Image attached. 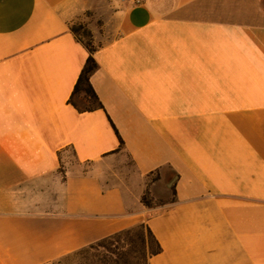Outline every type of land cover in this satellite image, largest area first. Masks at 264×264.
<instances>
[{
    "label": "crops",
    "instance_id": "obj_1",
    "mask_svg": "<svg viewBox=\"0 0 264 264\" xmlns=\"http://www.w3.org/2000/svg\"><path fill=\"white\" fill-rule=\"evenodd\" d=\"M74 23L103 109L68 103L88 56ZM124 158L133 196L103 174ZM142 222L148 264H264V0H0V264Z\"/></svg>",
    "mask_w": 264,
    "mask_h": 264
},
{
    "label": "trees",
    "instance_id": "obj_2",
    "mask_svg": "<svg viewBox=\"0 0 264 264\" xmlns=\"http://www.w3.org/2000/svg\"><path fill=\"white\" fill-rule=\"evenodd\" d=\"M69 29L74 37L86 48L88 56L74 84L68 103L71 104L78 112L103 109V105L90 82V77L98 69V64L93 57V53L96 51L97 47L93 43L91 31L83 23H74L70 26ZM118 137L120 140V146H122L123 142L119 135ZM170 191L172 195V201H174L175 190L173 186H171ZM140 201L146 207H152L154 205L153 199L151 196H149L148 191L142 193ZM137 228H142L147 235L148 244L146 258L148 261V258L160 253L162 251V247L150 228L145 224V222H142L131 228L123 229L110 236L102 238L88 246L79 249L76 252H73L72 254H81L89 250L102 248L105 250L107 257L109 258L108 261L111 264H118L120 251H122V249L124 248L125 241H133V238L130 236V234ZM136 236L142 241L144 245L145 238L142 232L140 234H137Z\"/></svg>",
    "mask_w": 264,
    "mask_h": 264
},
{
    "label": "rangeland",
    "instance_id": "obj_3",
    "mask_svg": "<svg viewBox=\"0 0 264 264\" xmlns=\"http://www.w3.org/2000/svg\"><path fill=\"white\" fill-rule=\"evenodd\" d=\"M115 172H104V177L108 180L110 184L120 185L125 189H128L129 195L133 196L136 194L137 189L142 185V180L138 177L135 172H124L127 168L132 169V164L126 158L116 161L113 166ZM119 171V172H116ZM158 178V174H153L150 178L145 181V191H148L149 185ZM156 192L161 193L164 187L161 185L155 187ZM150 196V193L148 191ZM161 202L172 201V195L168 191V195L164 198L159 199ZM165 207L157 208L158 211H162ZM142 232L145 238V244L136 236ZM133 238L132 242L125 241L124 248L120 251V257L118 258V264H148L146 254H147V244L148 238L145 231L142 228L135 229L134 232L130 234ZM124 239V237H123ZM108 257L105 250L102 248L89 250L81 254H70L64 256L58 260L55 264H111L108 261Z\"/></svg>",
    "mask_w": 264,
    "mask_h": 264
},
{
    "label": "built area",
    "instance_id": "obj_4",
    "mask_svg": "<svg viewBox=\"0 0 264 264\" xmlns=\"http://www.w3.org/2000/svg\"><path fill=\"white\" fill-rule=\"evenodd\" d=\"M128 1H131L132 3H135V4H139V3H141L143 0H128Z\"/></svg>",
    "mask_w": 264,
    "mask_h": 264
}]
</instances>
